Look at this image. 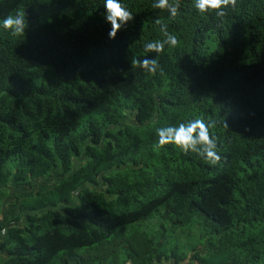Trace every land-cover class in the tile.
<instances>
[{
  "label": "trees",
  "instance_id": "trees-1",
  "mask_svg": "<svg viewBox=\"0 0 264 264\" xmlns=\"http://www.w3.org/2000/svg\"><path fill=\"white\" fill-rule=\"evenodd\" d=\"M123 2L109 39L102 0H0L28 21L0 27V264H264V0ZM195 118L216 164L157 143Z\"/></svg>",
  "mask_w": 264,
  "mask_h": 264
},
{
  "label": "clouds",
  "instance_id": "clouds-1",
  "mask_svg": "<svg viewBox=\"0 0 264 264\" xmlns=\"http://www.w3.org/2000/svg\"><path fill=\"white\" fill-rule=\"evenodd\" d=\"M236 0H192L193 7L201 14H212L221 20L225 17L228 7L234 6ZM103 19L110 25L108 38L116 36L119 29L127 25L133 19V12L124 4L123 0H102ZM179 0H153L152 7L156 9H166L169 17H175L179 9ZM156 23L160 24L157 19ZM0 27L10 33V35L24 36L28 27L25 14L20 12L5 15L0 18ZM163 38L159 40H149L143 44L145 53L154 52L157 56L165 49L175 47L178 43L177 36L165 28ZM132 64H138L149 73H155L159 67L156 56H144L141 59H133ZM211 122H205L201 118L182 121L177 124H167L156 127L155 134L159 145L173 144L178 146L183 153H194L202 157L209 164H216L221 156L217 149V138L210 132ZM55 212H64L63 208L57 207ZM0 229V233L5 232ZM163 264V262H162Z\"/></svg>",
  "mask_w": 264,
  "mask_h": 264
}]
</instances>
